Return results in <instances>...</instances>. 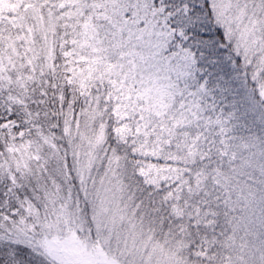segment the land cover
<instances>
[{
    "label": "trees",
    "instance_id": "trees-1",
    "mask_svg": "<svg viewBox=\"0 0 264 264\" xmlns=\"http://www.w3.org/2000/svg\"><path fill=\"white\" fill-rule=\"evenodd\" d=\"M104 1L95 0L97 5ZM164 3L174 15L172 28L190 37L198 66L225 99L218 144L223 163L212 175V207L221 222L242 220L230 231L236 232L238 224L247 227L244 220L251 212L264 214V181L258 180V173L253 175L256 169L251 165L258 144L264 146V0ZM52 4L25 0L0 25V123L14 120L25 133L16 140L0 124V251L12 250L6 255L10 261L23 258L15 253L17 247L44 241V231L59 232L63 224L89 239L92 247L96 245L104 223L98 225L94 219L95 200L97 188L107 179L111 187H117L130 225L152 206L155 216L150 219L162 222L166 216L164 229L180 228L168 211L162 215L154 207L162 203V193L145 186L133 162L132 145L116 137L107 90L82 97L77 86L68 84L63 51L73 33L89 19L88 14L73 19L57 5L52 9ZM182 7L188 9L186 15L180 12ZM55 10L48 50L42 41V20L46 12ZM201 23L210 25L208 33H203ZM235 28H249L246 44L241 43L244 35L238 36ZM88 110L95 117L88 118ZM227 170L234 175L223 184ZM52 195L65 200L58 214L63 224L54 220ZM193 237L187 233V246ZM236 252L228 253L234 256Z\"/></svg>",
    "mask_w": 264,
    "mask_h": 264
},
{
    "label": "rangeland",
    "instance_id": "rangeland-1",
    "mask_svg": "<svg viewBox=\"0 0 264 264\" xmlns=\"http://www.w3.org/2000/svg\"><path fill=\"white\" fill-rule=\"evenodd\" d=\"M49 1L52 9L57 5L70 18L88 14L63 51L68 84L77 86L82 97L107 90L116 137L132 145L133 162L145 186L162 193V203L154 207L162 215L168 211L180 228L164 229L166 216L162 222L150 219L155 216L152 206L130 225L125 220V203L107 179L97 188L94 219L98 225L102 221L104 228L96 245L92 247L89 239L63 224L58 214L65 200L52 195L50 208L54 220L63 224L61 230L44 231V241L17 247L19 257L29 255L24 260H7L12 250L0 251V264H264V214L251 212L244 220L247 227L238 224L236 232L230 233L242 220L221 222L212 207L211 179L223 163L218 144L225 99L198 66L190 37L172 28L174 15L164 0H106L103 5L95 0ZM24 2L0 0V25L5 15L16 13ZM56 11L46 12L42 20V41L48 50ZM180 12L186 15L188 9L182 7ZM201 25L203 33L211 29ZM248 31L237 34L244 35L243 44ZM93 113L88 110V118L95 117ZM0 124L16 140L25 136L14 120ZM256 149L253 175L258 173L263 182L264 146L258 144ZM229 172L222 176L223 184L234 175ZM187 233L194 234L189 246ZM228 250L237 252L232 256Z\"/></svg>",
    "mask_w": 264,
    "mask_h": 264
}]
</instances>
